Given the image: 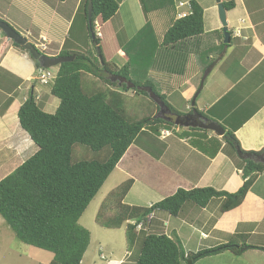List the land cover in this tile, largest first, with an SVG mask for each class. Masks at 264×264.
Wrapping results in <instances>:
<instances>
[{"label": "trees", "instance_id": "16d2710c", "mask_svg": "<svg viewBox=\"0 0 264 264\" xmlns=\"http://www.w3.org/2000/svg\"><path fill=\"white\" fill-rule=\"evenodd\" d=\"M56 1L63 3L67 0ZM91 1V22L88 14L90 0L84 1L82 13L95 53L66 51L68 45H64L58 57L75 56V60L57 69L51 85V95L60 101L59 107L55 113H47L35 94L29 93L19 110V122L38 151L0 181V216L22 243L52 253L54 258L50 264H82L91 243V233L80 225L82 216L141 135L150 128L158 135L162 129L174 126L157 116L161 106L150 98L146 89L160 97L166 111L181 116L168 102V96L194 74V69L184 61V50L192 47L198 51L206 34L205 10L196 0H191V14L183 19L177 18L175 0H139L146 24L133 40L121 45L128 61L120 67L105 59L101 40L96 36L93 38L92 34L95 35L97 21L104 25L118 14L122 0ZM223 3L227 12L235 8L233 0ZM0 32L7 38L2 30ZM214 33L221 42L219 31ZM10 42L28 55L37 71L42 70L40 63L24 47ZM220 46L221 50L213 59L211 52L215 47L208 51L211 64L221 56L225 47H229L224 42ZM4 52L2 47L0 58ZM152 62L158 64L157 71L152 70V78L142 81L132 77L138 63L152 67ZM88 77L106 87L103 89L91 80L88 82ZM114 77L126 78L136 85L135 89H129L119 80L114 82ZM131 90L138 97L152 100V103L149 101L154 106L151 115L137 119L128 110L126 94ZM231 121L232 117H229L225 124L233 127L224 136L227 144L242 155L264 156V150L244 151L235 136L246 119L236 125H231ZM245 164L244 183L235 193L213 188L179 189L150 207L124 203L134 184L133 180H127L109 193L96 222L105 229L125 226L127 251L134 252L140 245L135 264H188L189 261L195 264L202 258L227 251L237 255L244 248L264 251V248L247 247L245 243L240 245L234 239L216 250L188 253L178 238L147 231L137 233L135 225L131 224L135 221L146 225L147 218L156 211L178 217L187 203L205 208L212 200L222 199L221 212L238 208L264 172V161L248 159Z\"/></svg>", "mask_w": 264, "mask_h": 264}, {"label": "crops", "instance_id": "0c3cea01", "mask_svg": "<svg viewBox=\"0 0 264 264\" xmlns=\"http://www.w3.org/2000/svg\"><path fill=\"white\" fill-rule=\"evenodd\" d=\"M84 1L75 0L72 18L68 20L66 12L70 0L63 3L56 0H0V19L12 23L14 29L33 44V40L48 39L49 43L60 45L55 54H48L58 57L64 45H68L65 35L70 33L71 21L83 19ZM183 1L187 0H175L176 5ZM196 1L204 8L205 14L208 9L215 8L214 1L205 0L206 7L202 0ZM233 1L235 8L227 12L231 43L224 48L216 64L222 60L223 65H230L239 73L238 78L230 80L229 76H224L216 83L215 93H212L211 85L204 88L203 82L199 88L193 83L195 78H189L170 95L168 101L181 113L170 100L173 94H179L189 105V111L181 113V116L197 110L196 113L202 117L222 125L224 129L227 127L226 133L233 128L225 125L229 117H232L231 125L246 119L235 136L244 151L260 152L264 150V0ZM123 8H126L124 17H129L130 12L140 14L138 17L143 23L145 18L139 0H122L116 16ZM215 31L223 32L219 22ZM62 32L65 34L62 35ZM115 37L118 38V31ZM2 47L5 52L0 58V181L27 160L28 151H38L30 136L21 128L18 117L29 93L35 94L47 113H55L60 104L51 95L52 84L44 85L38 80L35 64L28 55L0 32V51ZM68 47V51L78 48L74 42ZM118 52H121L120 48ZM220 84L222 88L218 90ZM211 93L212 97L209 96ZM162 114L169 116L167 111ZM197 122H201L200 119ZM175 127L168 129L172 134L166 138L146 131L118 164L115 171L120 170L127 177L126 181H134L124 199L126 205L150 207L179 189L213 188L235 193L244 183L245 161H264V156L241 157L227 144L225 135L221 137L212 131L205 133L193 127ZM221 205L222 199L212 200L205 208L187 203L178 217L156 211L147 233L178 238L186 251L193 254L216 250L234 239L240 245L245 243L247 247L264 248V172L259 175L241 206L223 213ZM114 252L112 250L110 255L113 256ZM126 252L125 258L118 260L114 256L108 264H127L135 252L129 253L127 249ZM100 253L103 260L102 246ZM219 263L264 264V251L244 248L239 255L227 251L202 258L195 264Z\"/></svg>", "mask_w": 264, "mask_h": 264}, {"label": "rangeland", "instance_id": "374dc122", "mask_svg": "<svg viewBox=\"0 0 264 264\" xmlns=\"http://www.w3.org/2000/svg\"><path fill=\"white\" fill-rule=\"evenodd\" d=\"M202 1L204 2L203 3L204 6L206 7L207 6L206 1L205 0ZM211 1H214L215 4L213 5H215V8L208 9L206 11L205 14L206 34L204 35V39L201 40V44H200L201 46L198 49V51L197 49L188 47V49L184 50L183 58L185 63L189 64L194 69V74L191 75V78H195L193 79L194 80L193 83L197 84L199 88L201 87V84L203 82H204L203 85L204 88L209 87V85H211L212 93H215V88L217 87L216 83H218L219 80H222L223 77L226 75L229 76L230 80L236 79L238 78L239 73L235 69H231L230 65H223L224 63H222V60L218 64H216L219 56L217 57V60L212 64H211V60L209 59L210 55L208 54V51L212 49L211 47L213 48L215 47L217 49L215 50L214 48V50H212L211 52L213 53L212 56L213 59V57L218 54V51L221 50V46H220L221 42L223 43L225 40L223 32L221 31L219 32L220 37L222 39L221 42H218V39L216 38V33H214L216 25L218 24V22L221 24V21L219 17V9H218L217 1L216 0H211ZM74 3L75 0H70L69 2V6L66 12V16L68 20L72 18V12H73L72 10ZM125 10L126 8H123L121 14L119 16H116L108 24L103 25L97 22L98 26L95 27L96 33L99 28L101 34L104 35V37L100 39L101 40L100 45L102 47V51L105 59L116 63L120 67H123V65L128 61V56L126 55V53H124L122 49H120L121 52L119 53L118 49L121 48V45L124 46L128 42L133 40L135 36L143 29V27L146 24L145 19L143 20L142 23V20L138 17V15L140 16V14L136 15L135 13L130 12L129 17H124L123 11ZM6 23H8L13 27L12 23L9 22ZM69 31L70 33L67 32V34L65 35L68 40L67 41L68 46L72 42H74L78 46L77 50L84 53H95L93 44L88 35L86 23L84 22L83 19H78L76 22L71 21ZM116 31H118V38L115 37ZM61 34L64 35L65 33L63 34L62 32ZM37 40L38 39L33 40L35 41L34 45L37 44V46L41 48L38 50L43 55L46 54L48 56V54L49 55L55 54L56 53L55 50H57L60 47V45L58 44L49 43L48 39L47 40L45 39L46 41L40 40L38 42ZM44 44H46V47L42 48ZM68 46L66 51L69 50ZM42 49H46V51ZM212 65L216 67H214L211 70V72L205 77L206 72L210 69ZM151 66L152 67H150L146 63H142V65L138 63L133 70L132 77L135 80L140 79L142 81H146L152 78V73H153L152 70L157 71L158 64L156 62L155 63L152 62ZM204 68H206L205 72L203 70ZM57 69L58 68H53L51 69V71L53 73H56ZM90 80L92 82H95L97 86H99L100 88L104 89L106 87L100 81L92 77H88L87 81L89 82ZM221 88L222 85L220 84L218 86V90H221ZM212 93L209 96L212 97L213 96ZM171 94L172 93H170V95ZM126 95L128 98L126 99V102L128 103L127 107L129 106L128 110L129 111L131 110V113L134 116H136L137 119L151 115V109H153L154 106L150 105V102L152 103V100L150 98L145 96L138 97L137 94H135V91L133 90L129 91ZM170 95L168 96V100L170 98ZM49 97L51 96L49 95ZM170 100L173 102V104L178 108V110L182 114H185L189 111L187 109V106L189 105H187L183 101V99L180 97L179 94H173ZM40 105L42 108L44 107L43 103L42 104L40 103ZM192 105H193V101L190 103V106ZM43 110L45 112H48L47 109L43 108ZM53 113L54 112H51V114ZM158 115L159 113H157V116ZM175 128H177V126ZM148 131L153 133V135H156L154 134L153 129L150 128ZM159 134H161V131L159 132ZM34 153H32V151H28L26 153L27 160L28 158L32 157ZM126 178L127 177L123 175V173L120 170L114 171V173H112V175L109 177L103 188L100 190L94 201L90 204V206L82 216L80 220V225L86 228L91 233L90 247L84 257L82 264H108L111 259L115 258L114 256H117L119 260L121 258H125V256L127 255L126 252L127 245L125 247V235H124L126 231L125 226H123L120 229H105L96 222V218L100 211L101 205L103 204L109 193L112 190H114L116 187L121 185L123 182H125ZM101 246L103 247V256H104L103 260L101 258V253H100ZM139 249H140V245L134 251L135 255L133 256V259L127 262V264H132L134 262L135 258L139 254ZM112 250L115 251L114 254H112L113 256L110 255ZM53 258L54 255L50 252H46L22 243L16 237L15 233L11 230V228L7 225L5 220L0 216V264H50Z\"/></svg>", "mask_w": 264, "mask_h": 264}, {"label": "water", "instance_id": "95a60500", "mask_svg": "<svg viewBox=\"0 0 264 264\" xmlns=\"http://www.w3.org/2000/svg\"><path fill=\"white\" fill-rule=\"evenodd\" d=\"M218 4V9H219V17L220 21L222 24V29H223V34L225 37L224 44L225 45H230L231 43V33L229 31V22H228V17H227V10L224 6V3L222 0H216ZM88 14H89V21L91 22L92 15H93V3L90 0L89 2V8H88ZM0 30H2L7 39L10 41H13L16 45L24 47L29 54L32 56V58L36 61H38L41 65V67L45 70H49L51 68H58L64 63H70L75 60V56H62V57H49L47 55H43L40 53V51L28 41V39L24 36H22L20 33H18L11 25L6 23L5 21L0 19ZM92 37L95 38V35L92 34ZM98 47V46H97ZM98 52L100 55V60L103 62V58L101 56V50L98 47ZM217 63V62H216ZM214 65L210 67V69L206 72L205 77L211 72L213 69ZM120 81L121 84H126V86L129 89H133L136 87L135 84H133L131 81H128L126 78H120V77H114L113 81ZM146 91L149 93L150 98L155 101L158 105L161 106V113L164 112L163 104L161 103L160 97H158L151 89H146ZM193 115H199L196 112H194ZM200 116V121L201 124H189V123H184V121L189 119V116H177V119L173 122L171 119H167L168 122L173 123L177 127H187V128H199L201 130L205 131H212L216 135L223 137L226 134V130L222 125L210 121L208 118H204L201 115ZM165 119L164 117H162ZM239 155L243 157L240 151H238ZM188 264H192V261H189Z\"/></svg>", "mask_w": 264, "mask_h": 264}, {"label": "built area", "instance_id": "2783aa9c", "mask_svg": "<svg viewBox=\"0 0 264 264\" xmlns=\"http://www.w3.org/2000/svg\"><path fill=\"white\" fill-rule=\"evenodd\" d=\"M191 0H187V1H183V2H179L177 3V10H178V19H183V18H186L187 16H189L191 14V4H190ZM96 26H98V23H96ZM97 37L99 38H102L103 35L101 34V32L99 31V28H98V31H97ZM43 41H46L45 39H42ZM46 45L44 44L42 46V48H45ZM43 50H46V49H43ZM55 77H56V74L53 73L52 71H48V70H40L39 73H38V80L42 83V84H45V85H48L50 83H53L54 80H55ZM172 133L170 130L168 129H163L161 131V136L162 138H166L168 136H170ZM152 221V215L149 216L147 218V224L145 225V222H141V223H136L135 221L134 222H131V224L135 225V230L137 233H140L142 231H147V225H149Z\"/></svg>", "mask_w": 264, "mask_h": 264}, {"label": "flooded vegetation", "instance_id": "af4514ba", "mask_svg": "<svg viewBox=\"0 0 264 264\" xmlns=\"http://www.w3.org/2000/svg\"><path fill=\"white\" fill-rule=\"evenodd\" d=\"M133 89H135V88H133ZM161 111V110H160ZM164 111H166L165 109H164ZM168 113H169V116H167V115H161V112L159 113V115L161 116V117H164L166 120L167 119H171L173 122L177 119L176 118V115H174V114H172V113H170L169 111H167ZM163 113V112H162ZM194 114V112H191V113H189V115H187V116H189V119L186 121H184V123H189V124H201V122H197V119H199L200 118V116L199 115H193ZM164 119V120H165Z\"/></svg>", "mask_w": 264, "mask_h": 264}, {"label": "clouds", "instance_id": "9594fccd", "mask_svg": "<svg viewBox=\"0 0 264 264\" xmlns=\"http://www.w3.org/2000/svg\"><path fill=\"white\" fill-rule=\"evenodd\" d=\"M97 22H98V21H97ZM97 22H96V23H97ZM99 23H100V22H99ZM100 24H101V23H100ZM95 27H96V26H95ZM95 29H96V28H95ZM95 36L97 37L96 31H95ZM97 38H99V37H97ZM99 39H102V38H99ZM30 43H31V42H30ZM32 44H33V43H32ZM33 45H34V44H33ZM45 45H46V44H45ZM34 46H35L37 49H41V48H40L39 46H37V45H34ZM42 50H43V49H42ZM44 51H46V50H44ZM40 53H41V52H40ZM45 55H46V54H45ZM49 57H50V56H49ZM58 68H59V67H58ZM51 69H53V68H51ZM51 69H49V70L51 71ZM42 70H45V69L42 68ZM49 70H48V71H49ZM45 71H46V70H45ZM37 72L39 73V71H37ZM56 73H57V71H56ZM56 73H55V74H56ZM51 84H52V83H51Z\"/></svg>", "mask_w": 264, "mask_h": 264}]
</instances>
